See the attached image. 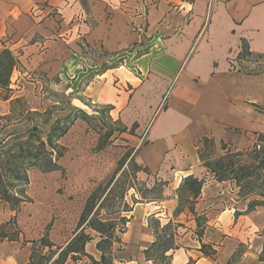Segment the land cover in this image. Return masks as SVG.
Masks as SVG:
<instances>
[{"label": "crops", "instance_id": "1", "mask_svg": "<svg viewBox=\"0 0 264 264\" xmlns=\"http://www.w3.org/2000/svg\"><path fill=\"white\" fill-rule=\"evenodd\" d=\"M243 41L251 53L264 55V0H0V49L16 54L26 72L65 80L81 69L84 77V68L98 70L80 56L82 46L115 57L124 53L123 64L97 73L83 94L113 106L112 118L134 130L131 157L147 170L136 172L137 180L148 190L165 185L155 197V192L146 199L135 195L131 211L120 214L128 222L117 233L120 243H113L114 264H154L144 254L155 241L150 220L177 226V248L166 253L171 264L215 263L217 253L199 251L194 216L187 209L175 213L177 191L183 178L206 175L196 147L202 137L224 142L235 129L264 133V110L253 106L264 108V74L234 69ZM135 50L143 51L134 55ZM231 185L208 179L194 205L206 219L202 242L214 249L217 232L232 223L235 210L246 208L232 198L237 191ZM218 216L225 218L222 225ZM85 232L93 239L84 251L99 261V234ZM263 242L260 238L256 246L261 249ZM22 243H3L0 264H27L31 243ZM233 251L228 245L225 257Z\"/></svg>", "mask_w": 264, "mask_h": 264}, {"label": "rangeland", "instance_id": "2", "mask_svg": "<svg viewBox=\"0 0 264 264\" xmlns=\"http://www.w3.org/2000/svg\"><path fill=\"white\" fill-rule=\"evenodd\" d=\"M144 38L145 36L141 38V42ZM81 49L80 56L87 58L98 71L90 72L91 70L84 68L86 73L83 77V73H80L83 70L78 69L69 73V77L63 80L54 75L26 72L19 65L10 78L11 101L1 100L3 94H0V141L6 139L9 133L19 134L18 136L25 138L32 130H36L45 139L54 121L57 118H66L75 111V108L89 116L87 123L76 120L60 140L65 147L64 156L59 160L63 171L42 173L34 169L28 170V184L24 188V197L30 201L20 204L17 211L10 210L7 204L0 201V234L18 238L16 241L22 240L23 245L30 242L31 250L37 249L46 256H49L50 250L55 251L57 247L65 246V242L73 238L76 222L91 191L100 183L105 185L111 179L121 157L133 149L129 146L134 130L127 129L119 119L112 118L110 111L113 106L94 103L83 94L86 85L97 73L116 67L120 62L123 64L121 56L124 53L120 52L115 57V54L89 44L82 46ZM128 49L134 50L136 46ZM142 51L135 50L134 55ZM234 63V69L244 73L264 74V58L251 55L243 59L238 58ZM109 129L114 130L108 140L110 144L98 151L96 148L98 139ZM254 138L250 133L230 131L227 132L224 142L230 150H245L252 144ZM214 150L216 155L224 153L218 141H215ZM130 155H133V151ZM133 171L134 166L126 161L123 169L114 178V182L117 180L116 184L109 186L110 188L113 186V209L127 210V214L134 205L133 196L139 197L145 192L143 189L145 183L141 179L137 180ZM231 187L234 191L232 185ZM155 193L152 197L158 195ZM222 197L218 196L216 199L221 201ZM232 198L235 202L241 201L236 194ZM249 199L251 197L241 202L246 206ZM107 217L104 213L101 216L103 220ZM110 217L115 218L117 215ZM217 221L223 223L225 218L218 216ZM149 222L152 226L153 220ZM230 222L232 223L224 232L216 234L217 255L214 264H264L258 259L261 249L256 246V242L264 238V208L258 207L255 211L240 215ZM44 235H47L53 244L51 248L40 247L37 243ZM6 240L8 239L0 240L2 253H5L3 247L5 242L9 241ZM230 244L234 245V251L227 259L224 251ZM155 254V250L150 253L152 257ZM51 257L53 261L54 253ZM72 262L88 263L85 256Z\"/></svg>", "mask_w": 264, "mask_h": 264}, {"label": "trees", "instance_id": "3", "mask_svg": "<svg viewBox=\"0 0 264 264\" xmlns=\"http://www.w3.org/2000/svg\"><path fill=\"white\" fill-rule=\"evenodd\" d=\"M251 55L255 54L249 51L243 41L242 50L238 58L243 59ZM255 56L264 58V55L261 54H256ZM19 65L18 57L9 48L0 49V94H3L1 97L3 101H11L12 99L9 94L11 93L9 88L10 78ZM253 106L264 110V108L256 105ZM74 110L66 118H57L51 125L45 139L36 130H32L25 138L18 136L19 134L9 133L6 139L0 141V201L7 204L10 210L17 211L20 204L30 201V199L27 200L24 197V188L28 184V170L34 169L42 173L62 170L59 160L64 156L65 147L60 143V140L67 134L76 120L79 119L86 123L89 120V116L82 110L79 108ZM113 132L114 130L109 129L99 137L96 147L98 151L103 150L110 144L108 140L112 137ZM234 132L239 133V130L235 129ZM252 135L255 138L245 150H230L229 146L221 141L220 149L224 152L222 155H216L214 150L215 142L212 138L202 137L196 143V147L200 165L205 169L206 175L201 178L191 175L187 176L182 179L178 187V206L175 213L179 214L184 209H187L189 213L194 214L197 237L200 242L199 251L204 256H213L217 253L211 244L202 242L206 219L204 216L197 215L194 212V205L208 179L219 183L229 182L232 184L237 190L236 196L238 200L243 201L251 197L243 211L236 210L234 212L235 219L240 215L255 211L258 207L264 208V133H252ZM132 151L133 149L130 150V152ZM130 152L124 154L118 161L117 168L111 179L105 185L100 183L96 186L85 200L73 238L65 246L57 247L55 251L50 250L49 256L39 253L37 249H33L27 264H44L45 262L47 264H65L68 260L77 261L83 256L88 257L92 264H113V243H120L117 233H122L128 222L125 216H120L115 220H103L101 218L103 213L108 216L127 212V210L113 209L114 192H112V187L117 182V180L114 182V178L123 169L126 161H129L128 163L134 166V174L141 170L147 171L133 162ZM111 184L113 186L110 188ZM163 185L165 184L155 183L150 190L144 187L145 192L140 194V197L146 199L147 193L151 192H157L158 194L160 192L159 188ZM136 202L134 197V204ZM176 227L171 222L160 227L158 221H153L152 228L155 241L144 251L147 260H152L154 264H171V255L166 253L177 248L174 238ZM87 229L99 234L100 239L96 243V249L100 252L99 261H95L84 251L85 244L93 239L89 233L85 232ZM3 239H8L9 241L18 240V238H10L8 234L1 233L0 240ZM37 241L40 247L51 248L53 246L47 235L42 236ZM153 250L156 251L154 257L150 255ZM53 253L54 259L52 261L51 255ZM258 259L264 262V243Z\"/></svg>", "mask_w": 264, "mask_h": 264}]
</instances>
